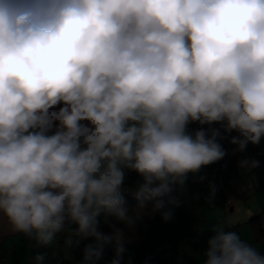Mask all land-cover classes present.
I'll list each match as a JSON object with an SVG mask.
<instances>
[{"label": "clouds", "instance_id": "1", "mask_svg": "<svg viewBox=\"0 0 264 264\" xmlns=\"http://www.w3.org/2000/svg\"><path fill=\"white\" fill-rule=\"evenodd\" d=\"M221 131L234 153L264 139V0H0V220L32 249L91 238L79 264H122L139 212L170 222L225 157ZM235 223L199 229L198 264H264Z\"/></svg>", "mask_w": 264, "mask_h": 264}, {"label": "crops", "instance_id": "2", "mask_svg": "<svg viewBox=\"0 0 264 264\" xmlns=\"http://www.w3.org/2000/svg\"><path fill=\"white\" fill-rule=\"evenodd\" d=\"M247 148L248 151L239 155L233 148H224L226 155L222 160L201 168L196 174H189L184 192L177 189L173 193L181 201V206L174 209V218L170 222H163L159 212H152L151 203L140 211L134 232L126 233L122 264H129V260L131 264H198L200 257L197 254L206 248L208 236L200 233L199 229L228 218L236 222L233 230L243 239L262 247L264 229L261 227L259 231L252 220L257 217L261 220L264 216V180L253 176L251 182L238 166L241 159H252L259 146L248 145ZM137 179L135 173H129L126 186L132 187ZM213 185L216 192L209 202ZM258 192L261 202L257 198ZM125 196L132 195L125 193ZM128 208L129 215L137 214L135 205ZM260 223L262 225V220ZM116 226L123 227L119 223ZM99 230L111 234L108 224L102 223ZM93 242L89 238L77 246L66 248L64 239L60 238L55 246L32 249L26 238L11 233L7 222L0 220V264H29L36 252L43 253V264H79L84 247ZM112 258V249L106 248L100 264H107Z\"/></svg>", "mask_w": 264, "mask_h": 264}, {"label": "rangeland", "instance_id": "3", "mask_svg": "<svg viewBox=\"0 0 264 264\" xmlns=\"http://www.w3.org/2000/svg\"><path fill=\"white\" fill-rule=\"evenodd\" d=\"M262 145H264V139H262L261 143L259 145H257V146H259V148H257L258 150L252 154V155H254L252 157V159L259 160L260 166L258 168L252 169L250 172H246V174H247L246 176L250 179L251 182L253 181L252 180L253 176L258 177L261 180H264V147H262ZM250 146H251V144H250ZM249 148H251V147H249ZM254 149H255V147H254ZM235 154L239 155L240 153H235ZM257 189L259 191V187H257ZM257 198L261 202V195L259 194V192L257 193ZM261 220H262L261 227H262V229H264V216L261 217ZM261 242H262V245H260V246L264 247V240H262Z\"/></svg>", "mask_w": 264, "mask_h": 264}, {"label": "trees", "instance_id": "4", "mask_svg": "<svg viewBox=\"0 0 264 264\" xmlns=\"http://www.w3.org/2000/svg\"><path fill=\"white\" fill-rule=\"evenodd\" d=\"M234 135H235V133H234ZM234 147V145H232V144H228V145H226V146H223V148H225V149H228V148H233ZM245 151H248V148H246V150ZM124 199H125V201H126V206L128 207V206H134V205H136V203H137V201L133 198V196H125L124 197ZM252 222H256V225L259 227L258 228V230L260 231L261 229V220L259 219V217H257V218H254L253 220H252ZM75 225H72V227H74Z\"/></svg>", "mask_w": 264, "mask_h": 264}, {"label": "built area", "instance_id": "5", "mask_svg": "<svg viewBox=\"0 0 264 264\" xmlns=\"http://www.w3.org/2000/svg\"><path fill=\"white\" fill-rule=\"evenodd\" d=\"M190 127H191V128H196V127H199V126L196 125V124H192V125H190ZM215 127H219V126H218V125H215ZM221 135H225V134L223 133V131H221ZM232 135H234V133H230V134L225 135V138H224L223 140L220 141V143L222 144V146H226V145L230 144V143H229V139L231 138ZM234 148H235V146H234ZM234 148H233V149H234Z\"/></svg>", "mask_w": 264, "mask_h": 264}]
</instances>
